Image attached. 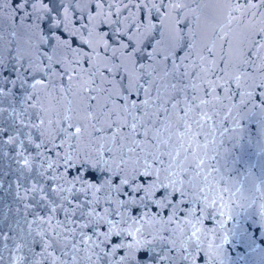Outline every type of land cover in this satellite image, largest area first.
I'll use <instances>...</instances> for the list:
<instances>
[{
  "label": "snow or ice",
  "instance_id": "obj_1",
  "mask_svg": "<svg viewBox=\"0 0 264 264\" xmlns=\"http://www.w3.org/2000/svg\"><path fill=\"white\" fill-rule=\"evenodd\" d=\"M250 117L264 0H0V264H226Z\"/></svg>",
  "mask_w": 264,
  "mask_h": 264
},
{
  "label": "water",
  "instance_id": "obj_2",
  "mask_svg": "<svg viewBox=\"0 0 264 264\" xmlns=\"http://www.w3.org/2000/svg\"><path fill=\"white\" fill-rule=\"evenodd\" d=\"M226 14L225 9L223 15ZM222 148L224 151L215 161L218 169L226 177L240 180L246 194L258 198L253 185H264V133L258 118L243 121L239 135L225 140ZM207 223L211 226V221ZM227 226L230 231L224 245L226 264H264V226L256 208H237Z\"/></svg>",
  "mask_w": 264,
  "mask_h": 264
}]
</instances>
